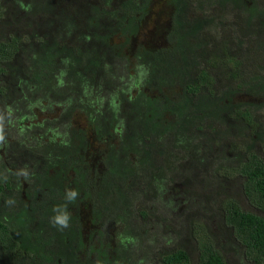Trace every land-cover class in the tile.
<instances>
[{
    "label": "trees",
    "instance_id": "obj_1",
    "mask_svg": "<svg viewBox=\"0 0 264 264\" xmlns=\"http://www.w3.org/2000/svg\"><path fill=\"white\" fill-rule=\"evenodd\" d=\"M152 1L0 0V264H264V0H169L131 51Z\"/></svg>",
    "mask_w": 264,
    "mask_h": 264
},
{
    "label": "rangeland",
    "instance_id": "obj_2",
    "mask_svg": "<svg viewBox=\"0 0 264 264\" xmlns=\"http://www.w3.org/2000/svg\"><path fill=\"white\" fill-rule=\"evenodd\" d=\"M172 14H173V6L170 4L169 0H153L152 4L150 6L148 15L142 22V26L139 32V35L134 38L131 41V51L135 50V48L139 44H143L147 46L148 48H158V47H164L167 45V40H166V35L168 31L171 28L172 24ZM120 40V38H118ZM239 99H254L250 96H241ZM75 124L87 132L90 133V148L87 152V157L89 160H92V165L93 166H98L99 163V152L102 150L103 145L101 143H98L92 136V131L90 127L87 124V121L84 117L78 116L75 117L74 120ZM226 182V183H225ZM224 187L227 186V191L226 194L234 195V189L232 179L228 181H223ZM179 195L184 196L182 193ZM196 201V200H195ZM210 203H214V205H217L220 203V196L214 197V199H211L209 201ZM81 217H82V224H83V234L84 238L87 241L89 239L90 234L93 232L95 229V225H93L92 220H91V210H90V205L87 203H83L81 205ZM213 215L212 212H208L203 219L208 220L210 227L214 230V233L219 231V225L216 222L215 218L210 219V216ZM199 217V216H198ZM165 223V221H164ZM172 223L171 225L165 226L166 224ZM164 226H161V233L157 237L156 240V245L160 246L161 244L165 243L166 239H170L173 237H176L178 233H181V237L184 236L185 238H188L189 235H191V231L196 234V232H199L198 225L195 224H190L188 223L186 226L179 225L178 223L176 226H174V222H166ZM109 234H113L116 231V226L113 224L108 225V228L106 229ZM220 233V232H218ZM227 234V233H226ZM225 233L220 236V242L222 244H225V246L230 247L233 246L228 240V234L227 236ZM174 239V238H173ZM172 239V240H173ZM171 240V241H172ZM154 242V240L152 241ZM221 245V244H220ZM195 257V254H193ZM82 262L86 260V253L82 252L80 254ZM242 253H238V255L230 253L229 258L232 260V263L236 264H244L242 263L241 260ZM84 264V263H83Z\"/></svg>",
    "mask_w": 264,
    "mask_h": 264
},
{
    "label": "clouds",
    "instance_id": "obj_3",
    "mask_svg": "<svg viewBox=\"0 0 264 264\" xmlns=\"http://www.w3.org/2000/svg\"><path fill=\"white\" fill-rule=\"evenodd\" d=\"M2 139H3V136L0 135V140H2ZM21 173L27 177L26 170H21ZM68 194H69V198L71 199L72 197H74L76 195V190H68ZM8 203H11V201H8ZM65 207H66V205H65ZM51 222L54 226H58L61 229L67 228V227H69V213H67L65 211L61 214H58L54 217L53 220H51Z\"/></svg>",
    "mask_w": 264,
    "mask_h": 264
}]
</instances>
